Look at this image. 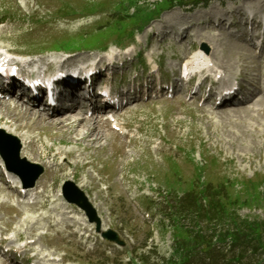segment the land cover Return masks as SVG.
Wrapping results in <instances>:
<instances>
[{"label":"rangeland","instance_id":"374dc122","mask_svg":"<svg viewBox=\"0 0 264 264\" xmlns=\"http://www.w3.org/2000/svg\"><path fill=\"white\" fill-rule=\"evenodd\" d=\"M115 1L67 0L68 3H73V5H69L65 0H53L52 6L49 0H35V4L29 6L27 10L28 16L37 10L31 15L30 20L31 22L33 19L39 21V27L32 32H30L31 29L26 32L24 29L31 26L24 22V28L9 38L10 40L0 42V48L9 49L13 53H44V57H54L53 55L60 56L62 54L49 52L46 49L56 39L72 37L87 31L85 37L89 42L98 39L105 31V37H107L123 21L115 23L107 30L98 31L99 28L115 18L113 12H123L128 5L137 2V0H118L112 6ZM160 1L162 0H142L135 11L137 12V26H132L127 33L119 36L120 38L110 36L101 40L100 44L113 46L117 45L120 39L121 42L118 43V46H127L133 44L134 41L128 35L134 34L135 37L142 35L141 38H143L144 34L149 33L152 29L161 27L165 29L176 19H180L182 24H185L188 16H177L180 13L192 16L197 12L195 16L199 17L204 13L207 15V13L213 12L219 15V13L226 12L230 3H246L252 6L257 4V9L264 12V0H218V2L212 0L202 3H198L200 2L198 0H183L181 3L172 0L170 8L158 11L157 5L160 4ZM255 1L256 3H254ZM65 7L70 8L67 12L68 15H62L67 11V9L63 10ZM133 8L135 9L134 6ZM94 10L96 11L88 14ZM135 12L130 8V14ZM144 15L146 16L144 21L139 23V19L143 20ZM200 27L202 28L194 29L195 37L187 39L190 43L179 48L181 52L198 49L203 41L204 43L205 41L213 43L212 46H209V54L214 53L213 55L221 67L230 68L232 73L241 72L242 74H248L253 69L254 73L258 72L259 78L263 77L264 63L262 65L260 59H254L250 51L238 47L231 37L229 38L219 31L204 28L202 25ZM150 37L151 40L148 41L145 52L150 49L152 44L160 45L157 38L154 39L156 36L151 35ZM24 39L32 42L30 45L17 44ZM211 39H215V42H212ZM199 40H203L201 44H199ZM216 40H220L221 43L219 44ZM167 46L166 44L165 47ZM87 49L92 50L91 48ZM87 49H82V51ZM95 50L98 51V49ZM135 50L137 51L139 48L135 47ZM172 50L175 49L172 48ZM159 53L160 50H157L156 55ZM90 55L91 53L87 52L72 54L70 61L81 60ZM258 65H262L260 69ZM143 107V114L138 123L145 131V136L142 138L143 143L141 141L130 148L124 147L122 145L124 143L113 138L107 127L99 126L100 133L94 131L93 138L97 133L100 139L89 143L83 142L77 149V151L83 150L82 153H86L85 155L90 154L92 159L96 160V162H91L92 165L73 164L69 160H62L61 156H64L65 151L73 152V159L78 156L76 149L73 150L71 145L67 147L59 145V141L69 139L67 129L70 130V128L65 126L62 129L65 130L62 131L56 129L54 125L50 127V124L45 125V122L34 121L33 129L41 131V134L47 136L46 140L50 139L54 142L55 148H52L51 151L52 154L59 156L58 164L71 166L70 168L66 167L57 175L55 174L57 176L55 185L52 189L47 190V192L53 193L51 197L57 198L54 193L60 192L59 188L66 180H71L77 186H81V189L86 193L101 192L104 196L96 199L95 203L98 213L104 219L105 227L109 226L118 230L124 237H131L135 243L134 247L128 246L131 248L126 252H121L108 244L98 245L100 253L103 251L108 253L110 264H115L116 260L125 256L127 252L137 258L142 255L151 256L154 260L151 262H157V259L164 258V264H167L169 260L174 263L178 262V258H172V252L183 248L187 243L184 237H176L175 231H172L175 229V225L182 228L183 231L181 229L180 231L183 233L189 231L187 233L194 234L197 231L194 228L197 224L192 220L193 214L188 217L185 213V206L176 199L183 196L182 201L185 202L184 197L191 198V195L186 194L191 191L189 186L193 185L190 184L195 183L196 185L198 181L204 180L209 182L206 194L210 195L214 192L215 196L211 194L214 198L216 196L223 197V205L226 207L225 215L219 218L212 216L211 220L200 219L198 225L202 230H198V233L209 236L208 234L214 232V228L221 223L227 221V225H221V227L228 229L230 225L232 227L234 224L237 225L238 221L243 220L250 224L251 228L244 231L245 234L240 237L242 242L245 245L253 246L258 243L264 248V106L262 112L258 113L259 115L251 112L249 108L246 111L226 108L211 112L207 107L200 108L199 105L180 98L174 101L148 103ZM74 112H71L72 114L62 113L55 118L59 120L60 118L75 119L77 115ZM10 113L11 111L6 107H0V115L9 117ZM10 116L15 117L16 115ZM18 118L25 121L24 117L19 114ZM28 121L26 120V123ZM78 122L77 127L73 129L75 137L77 134L82 135L84 129L86 130L89 126L86 122L82 123L80 120ZM29 126L31 127V125ZM44 131H49V133ZM159 142L161 143L158 145ZM50 144L47 145L50 146ZM148 145L151 147L149 148ZM174 146L175 149H173ZM80 160L82 159H75L81 163ZM175 173L180 176L181 185L176 182ZM105 184L110 186L106 192L101 188ZM219 184H222L220 188ZM200 188H202L201 185L195 186V191L205 195L206 187H203L202 191ZM214 189L217 192L213 191ZM113 195H117L118 198H112ZM132 200L135 201V204L138 202L139 207L134 206ZM61 206L62 202L48 201L43 206H38L37 209L29 208L25 212L23 210L22 213H25V219L28 220L22 224L23 229L27 233H37L40 232L39 230L51 227L54 230L50 231L53 236L48 233L39 239L49 245L55 243L57 245L54 250L55 254L59 256L66 254V257L74 262H77V259L79 262H84L85 259L91 263L97 261L95 259L92 261L91 253H87L69 233L68 226L70 224L78 226V221L67 220V216L62 214ZM10 210L13 211V208H6V215L10 214ZM68 210L70 216L81 217L76 209ZM169 215L171 216L169 217ZM176 218L178 219L176 220ZM54 223L58 226L50 225ZM150 233L153 236L151 241L148 239L151 237ZM214 236L216 235L214 234ZM144 245L146 248L141 250L140 247ZM148 249L150 250L148 251ZM244 252L246 260L243 263L251 262V260L253 263H264V249H255L251 253L247 248ZM157 264L160 263L157 262Z\"/></svg>","mask_w":264,"mask_h":264},{"label":"bare ground","instance_id":"6f19581e","mask_svg":"<svg viewBox=\"0 0 264 264\" xmlns=\"http://www.w3.org/2000/svg\"><path fill=\"white\" fill-rule=\"evenodd\" d=\"M254 3H256V1L254 2ZM258 3V2H257ZM261 3V2H260ZM255 6H257V4L255 5ZM216 16H219V15H216ZM211 40H213V39H211ZM211 42V41H210ZM236 44V43H235ZM238 47H240V48H242L239 44H236ZM212 46V45H211ZM246 49H248V48H246ZM206 56H208L207 54L205 55L204 53H203V51H199V52H196V53H194L193 54V57H192V63H194V61H197V59H202V58H200V57H203V58H205L204 60H206ZM254 56V55H253ZM76 60V59H75ZM191 63V64H192ZM196 63H198V64H200V62L198 61V62H196ZM264 63V62H263ZM221 67V66H220ZM221 68H223V67H221ZM228 69V68H227ZM260 79H261V77H260ZM253 86L256 88V89H258V90H261V88H263L262 87V85H261V83L259 82V81H254L253 82ZM253 98H249V101H246V102H244V104H247V103H249L250 101L252 102L253 100H252ZM262 103H264L263 101H261ZM10 102L7 100H5V98H1L0 97V107H6L8 110H10L11 111V113H10V115H16L17 116V118H16V116L15 117H12V116H10L9 115V117L8 116H2V115H0V121L1 122H3V121H9L10 123H13L12 122V120H17V122L18 121H21L19 118H18V114L19 115H21L22 117H24V119H25V121L26 120H30L28 117H30V118H33V119H35L34 121H42V122H45V125L46 124H50V127L52 126V125H54L55 126V128L56 129H58V130H62L63 129V127L65 128V126H67V128H70V131H71V135L74 137V139H75V141L76 142H81L82 140H84V139H93V141H97V140H99L100 139V137H99V131L94 127V125L97 127V122L96 121H94L93 119H86L85 118V108L84 107H77V106H73L69 111H67V112H69V113H71V112H73V111H75L76 112V115L79 117V118H67V119H65V118H63V119H61L60 118V120H62V121H60L59 119H57V118H55V117H58L59 115H61L62 113H66V111H63L62 109H59L58 111H56L54 114H42L40 111H34L32 108H30V107H28V106H26V105H23V104H18V103H16V104H14L13 106H11L10 104H9ZM260 103V102H259ZM241 106H239V108L238 107H231L230 109H237V110H244V111H246V109H248V108H244L243 107V105L242 104H240ZM77 107V108H76ZM19 112H21V113H19ZM74 112V113H75ZM35 114V115H34ZM69 117V116H68ZM53 118H55V119H53ZM80 120V122H86V124L88 123L89 124V126H88V128L85 130L84 129V133L82 134V135H76V137L73 135V129L74 128H76L77 127V125L79 124V121ZM40 123V122H39ZM81 123V124H82ZM15 124V123H14ZM85 126V125H84ZM83 127V126H82ZM86 127V126H85ZM21 128H27V126L26 125H24V123H22V124H20V125H17L16 126V129H21ZM66 128V129H67ZM79 129V128H78ZM65 130V129H64ZM64 130H62V131H64ZM94 131L95 132H98V134L96 133V136L93 138V133H94ZM79 132V131H78ZM75 133V132H74ZM82 133V132H81ZM78 137H80V138H78ZM67 139V138H66ZM33 147V145H31L30 146V148H32ZM49 174L51 175L52 174V172H49ZM46 180H47V178L45 177V178H43V179H40L39 181H37V183H36V186H39V183L41 184V185H44V184H46ZM48 198V197H47ZM58 205H60V204H58ZM62 207V206H61ZM60 207V208H61Z\"/></svg>","mask_w":264,"mask_h":264},{"label":"water","instance_id":"95a60500","mask_svg":"<svg viewBox=\"0 0 264 264\" xmlns=\"http://www.w3.org/2000/svg\"><path fill=\"white\" fill-rule=\"evenodd\" d=\"M64 195L65 197H67V200L70 201L71 203H74L76 205H78L79 207L83 208L85 211H87L89 217L91 219L94 218L93 213L90 210L89 205L87 204L85 198H83V196H81L80 194L76 195V196H72L69 192H68V188H64Z\"/></svg>","mask_w":264,"mask_h":264},{"label":"trees","instance_id":"16d2710c","mask_svg":"<svg viewBox=\"0 0 264 264\" xmlns=\"http://www.w3.org/2000/svg\"><path fill=\"white\" fill-rule=\"evenodd\" d=\"M237 239V238H236Z\"/></svg>","mask_w":264,"mask_h":264}]
</instances>
